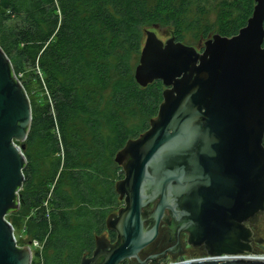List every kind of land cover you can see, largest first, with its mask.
I'll use <instances>...</instances> for the list:
<instances>
[{
  "label": "water",
  "instance_id": "1",
  "mask_svg": "<svg viewBox=\"0 0 264 264\" xmlns=\"http://www.w3.org/2000/svg\"><path fill=\"white\" fill-rule=\"evenodd\" d=\"M254 3L238 34L213 35L201 52L145 30L134 79L141 88L161 81L162 102L148 130L115 155L124 205L106 219L114 243L98 236L80 264L139 261L168 215L172 234L210 248L206 258L175 264H264L237 247L241 223L264 208V0ZM31 121L29 97L0 47V264H32L31 242L18 246L6 219L19 209L20 144Z\"/></svg>",
  "mask_w": 264,
  "mask_h": 264
},
{
  "label": "trees",
  "instance_id": "2",
  "mask_svg": "<svg viewBox=\"0 0 264 264\" xmlns=\"http://www.w3.org/2000/svg\"><path fill=\"white\" fill-rule=\"evenodd\" d=\"M254 0H0V47L31 98L23 144L19 209L29 215L24 245L32 264H80L120 202L114 162L149 128L162 102L161 81L134 79L144 31L156 28L191 46L233 37ZM41 74V77H40ZM264 145V138H263ZM6 217V218H7ZM11 225L14 223L10 220ZM113 237V235H111Z\"/></svg>",
  "mask_w": 264,
  "mask_h": 264
},
{
  "label": "flooded vegetation",
  "instance_id": "3",
  "mask_svg": "<svg viewBox=\"0 0 264 264\" xmlns=\"http://www.w3.org/2000/svg\"><path fill=\"white\" fill-rule=\"evenodd\" d=\"M169 222L168 215L160 225L158 238L140 252L139 261L133 259L122 264H175L188 261L186 260L188 257L196 259L209 256L210 248L204 243L190 244L189 235L185 232L178 235L172 234ZM241 225L244 232L237 241L238 249L249 255L264 256V208L242 222ZM107 234L108 237H105L114 243L115 233L107 231Z\"/></svg>",
  "mask_w": 264,
  "mask_h": 264
},
{
  "label": "rangeland",
  "instance_id": "4",
  "mask_svg": "<svg viewBox=\"0 0 264 264\" xmlns=\"http://www.w3.org/2000/svg\"><path fill=\"white\" fill-rule=\"evenodd\" d=\"M147 31L153 32L156 34L157 38L162 41V42H166L165 40L169 39L170 37H172V35L170 33H166L163 30H156L154 28H147ZM146 38V33L144 31V38H143V43L144 44V40ZM174 37H172L173 39ZM204 41H200V42H196L193 43L191 46L195 47L197 49L198 52H201V48L203 46ZM41 77V74H40ZM18 79H23L26 80L27 78H25V76H18ZM22 83V82H21ZM36 90H38V88L35 86V82H30V84L27 86V93L29 94V96L32 98L34 96V94L36 93ZM120 202V201H119ZM120 206L119 208L123 207V202H120ZM118 208V209H119ZM116 211H114V213H116ZM29 215H23V216H18V215H13L10 217H7L6 219L10 222V220L14 223V236L16 238L17 241V245L18 246H24L25 243V239L27 238V233L24 231V226L27 223ZM105 236L108 237L107 231L104 232ZM35 251V250H34ZM33 251V254H34ZM263 256V255H262ZM34 260V257L32 259V261Z\"/></svg>",
  "mask_w": 264,
  "mask_h": 264
},
{
  "label": "built area",
  "instance_id": "5",
  "mask_svg": "<svg viewBox=\"0 0 264 264\" xmlns=\"http://www.w3.org/2000/svg\"><path fill=\"white\" fill-rule=\"evenodd\" d=\"M41 248H42V245L40 243H38L36 241H32L31 242L30 250H31L32 253H33L34 250L35 251H38V250L40 251ZM248 256H251V257H262V258H264V256H261V255H253L252 254V255H248Z\"/></svg>",
  "mask_w": 264,
  "mask_h": 264
}]
</instances>
